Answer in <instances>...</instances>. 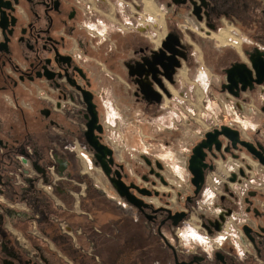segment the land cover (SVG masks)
<instances>
[{"label": "flooded vegetation", "instance_id": "af4514ba", "mask_svg": "<svg viewBox=\"0 0 264 264\" xmlns=\"http://www.w3.org/2000/svg\"><path fill=\"white\" fill-rule=\"evenodd\" d=\"M86 1L92 0H0V264H92L91 257L99 261L93 251L103 217L82 209L76 188L84 152L92 167H99L85 139L88 128L112 151L110 176L119 173L138 202L120 197L101 170L110 198L129 211L120 216L112 208L113 214L122 224L144 229V250L150 253L146 257L139 241H130L117 264L135 259L140 264H264V83L239 91L238 98L221 89L232 63L251 69L249 54L255 49L259 53L254 58L264 69V0H160L167 22L158 44L138 27L141 13L138 22L124 20L129 30L99 37L89 29L93 13ZM96 1L106 2L95 0L94 10ZM96 13L105 14L99 9ZM226 23L238 30L236 46L197 41L187 25L194 24L212 40V33L220 32L217 39L226 33L221 30ZM198 63L215 77L212 91L231 95L238 100L236 108L254 114L250 100L255 101L259 121L248 127L234 120L204 129L192 126L191 133H198L192 139L186 134L191 140H181L176 159L182 184L171 180L177 172L169 171L152 152L121 151L119 159L108 140L109 125L116 126L109 122L107 101L117 119L176 115L181 110L166 102L181 85L179 71ZM176 129L167 128L170 138L160 137L164 144L176 141ZM202 140L199 164L192 166L202 179L195 184L189 165L193 147ZM83 228L93 240L84 255L78 247ZM121 230L111 234L114 246H122ZM134 247L141 250L138 258Z\"/></svg>", "mask_w": 264, "mask_h": 264}, {"label": "rangeland", "instance_id": "374dc122", "mask_svg": "<svg viewBox=\"0 0 264 264\" xmlns=\"http://www.w3.org/2000/svg\"><path fill=\"white\" fill-rule=\"evenodd\" d=\"M94 1L95 0H92L91 2L86 1L89 6L88 10H91L93 13L91 19L93 21V24H89V29H94V32L96 30V33L99 37L107 34L108 31L114 32L117 36L121 34L120 30L124 31V28L129 30L128 25L124 23V20H130L132 23H135L136 20L138 22L139 20L137 17L140 16L139 13L142 14V19L145 15L149 17L155 16V14L158 13L155 16L156 19H154L157 23H159L158 21L160 20L159 14H163L164 12L166 15L167 13L165 5L164 7H161L160 0H142V2L140 0H133L134 2L131 0L130 4L124 2L128 0H106V2L96 1L97 5L95 8V10L99 9L100 12H104L105 14H94L95 10L94 8H92V4ZM137 6L139 7L137 8ZM113 13L115 14L116 18L112 17ZM130 14H132L131 17H129ZM187 25H189L190 27L189 32L196 38V40L204 42V44L209 43L213 45L214 42H218L221 44L227 43L229 42L228 38L231 39L233 37L232 40L234 41H230V44H233L234 46L237 45L235 41L238 42L239 37L233 36L232 33L234 32L232 31H236L237 33L238 30L235 26L230 25L229 23H226L225 27L222 26L221 30L224 29L226 33L221 37V39L216 38V35L220 33L217 32L214 34L212 33V40L206 38L204 36L205 32L200 28L195 27L194 24ZM155 28L154 30H152V34H150L151 36L153 35L152 37L155 39L156 44H158V40L163 36L165 28L164 26H159L158 29ZM188 36L190 37V35ZM206 39H208L209 41H206ZM191 40L193 41V39H190V41ZM197 41H194V45L196 48ZM178 78L181 80V85L179 84L180 86L178 88H175V90L173 91L174 98L170 99L169 103L166 102L168 106L173 107L174 109L179 108L181 110V112H176V115L173 113H163L155 117L150 116L152 117L150 119H147L145 117L140 118L137 115H124L125 117L121 116V118L117 119V114L115 115L114 113V106L110 102L109 98V101H107L106 104L108 107L107 112L109 113V122L111 124L115 123L116 126L112 127L111 125H109L108 140L116 148L117 157L121 159V151L122 154L126 151L132 155H136L137 152L142 151L152 152L163 159L169 171L172 172L173 170L174 172H177H175V176H169L171 180L182 184V173L180 171V168L176 166V159L178 153L181 152L184 145L181 140H185L187 142L190 139L188 136L186 137V134H191L192 137H190L192 139L194 137L193 135L195 134L196 136V134L198 133L197 130L191 133L192 131H190V129H204L216 122L226 120H234V122L237 121L238 124H242L243 127L254 126V124L259 121V118L262 115L257 111V103L255 102H252L251 107L253 109H256V112L254 114H251V112H248L245 107L241 109L236 108V101L238 100L234 99L231 95H218L213 92L211 87L213 83L216 82L214 79L215 77L211 76L209 71L199 63L194 64L192 67H189L188 70L186 69V67L182 68L179 71ZM209 81L211 82L210 86L207 85ZM177 119L178 121H176ZM176 126L178 128L174 132L176 141L174 143L164 144L162 139L170 138L169 134L167 133V128H176ZM161 131L163 132L159 135V132ZM157 136H159V139L157 140L158 142H155L154 138H156ZM161 136L162 139L160 138ZM37 141H39L38 136H36V142ZM49 164L50 162H46L45 167H47ZM89 174H92L93 180H97V184L99 185V188L103 190V192H108L109 194L112 193L109 188V182L99 167L96 169H92ZM153 201L156 202V200ZM120 208V206H116L117 210H120ZM127 212L129 211L127 210ZM145 237V231L140 225L132 223L130 226L123 227L119 234L118 241V243L122 246H114L116 248H113L112 250V261L108 262V264H117L119 258L121 259V255L128 253V250L125 249V245L127 244L128 247L130 241L132 242V244L134 243V245L135 242L138 244L136 240L139 241V249H142L141 253H143L144 255H148L146 257L150 258L149 251L144 250V246L145 244H147ZM123 248L124 250L122 252L121 249ZM140 251L138 250V248H135V252L133 251L132 253H135V256L138 258L137 253H140ZM90 259L92 264H98L93 257H91ZM132 264H140V261H137L135 259Z\"/></svg>", "mask_w": 264, "mask_h": 264}, {"label": "crops", "instance_id": "0c3cea01", "mask_svg": "<svg viewBox=\"0 0 264 264\" xmlns=\"http://www.w3.org/2000/svg\"><path fill=\"white\" fill-rule=\"evenodd\" d=\"M164 15L165 13L160 15L158 24L159 26H164L165 28L167 20L164 18ZM163 35H165V31ZM250 102L254 103L255 101L250 100ZM82 156L83 158L81 171L83 174H79L80 178L76 179V188H78L81 194L79 202L85 212H93V210H95L94 212L96 215L99 214V217H103L101 222L97 225V230L100 229L101 232L98 233L99 237H97V241L95 242L97 244V247L96 250L93 251V254H95L99 258V261L97 262L98 264H108V262H111V250L115 245L111 237L112 232L115 235L117 229H119L120 227L123 228L126 226H130V223H127L126 225L123 223V225L121 222H118L116 218L117 215L113 214V211H118L120 216H127L128 212L125 207H122V205L120 206V210L116 209V206L118 204L115 202V200L110 198L111 195L108 192H103V190L99 188L97 180H93L92 174H89L90 171H86V168H96L92 167V164L85 152L84 154H82ZM121 210L124 212H122ZM45 224H39V226L41 229L47 231L48 227ZM35 240H37V242L39 241L38 239ZM92 242L93 240L90 238L88 230L83 228L82 233L81 235H79L78 239V247L80 249L79 253H81L82 255L88 253L89 249L93 245ZM79 264H85L84 260H81V263Z\"/></svg>", "mask_w": 264, "mask_h": 264}, {"label": "water", "instance_id": "95a60500", "mask_svg": "<svg viewBox=\"0 0 264 264\" xmlns=\"http://www.w3.org/2000/svg\"><path fill=\"white\" fill-rule=\"evenodd\" d=\"M172 3H177V0H171ZM186 0H182V2H185ZM169 39V36H166L165 40L162 42V46H166V42ZM168 48V47H166ZM258 55V50L255 49L253 53L249 54V63L251 66V69H249L245 63H239L235 62L232 63L231 66L226 70V84L222 86V90L224 88L227 89L228 93L233 95L235 98L239 97V91H245L246 89L252 90L255 85H262L264 83V69H261L258 66L257 59L254 58V54ZM253 72V77H251V73ZM233 89H236L233 91ZM85 139L87 144L90 146L92 150L95 151L94 157H95V164L99 165L105 176L110 180L113 187L115 188L116 192L119 194L120 197L125 198L128 202L138 205V202L129 195L127 192L128 186L124 184V182L120 179L119 173H117L116 178L111 177V165L113 164L112 159V151L111 149L103 145L99 142L98 138L93 134V128H88V130L84 133ZM208 134H206V137ZM205 145L204 140H202L200 143H198L195 147L192 149V156L190 159V165L189 167L192 169V166L194 165V162H197L199 164V157H201L200 150L201 147ZM264 162V161H263ZM198 166V165H197ZM36 169L44 174V169L41 168L39 165L35 166ZM193 177L191 181L195 184H197L198 180L202 179V173L201 171L198 172V170L192 169ZM143 192V189L140 190Z\"/></svg>", "mask_w": 264, "mask_h": 264}, {"label": "built area", "instance_id": "2783aa9c", "mask_svg": "<svg viewBox=\"0 0 264 264\" xmlns=\"http://www.w3.org/2000/svg\"><path fill=\"white\" fill-rule=\"evenodd\" d=\"M151 23H153V21H152V19L150 18V17H147L146 15L143 17V19L139 22V24H138V27L139 28H142L143 30H148L150 27H149V24H151ZM152 30L155 28L154 27V24L152 25ZM232 35L233 36H235V37H239V35H238V33H236V32H234V33H232ZM233 38V37H232ZM232 38L231 39H229L228 38V41L230 42V41H234V40H232ZM238 41H239V38H238Z\"/></svg>", "mask_w": 264, "mask_h": 264}, {"label": "bare ground", "instance_id": "6f19581e", "mask_svg": "<svg viewBox=\"0 0 264 264\" xmlns=\"http://www.w3.org/2000/svg\"><path fill=\"white\" fill-rule=\"evenodd\" d=\"M146 9H147V8H146ZM147 10H148V9H147ZM152 10H153V8H152ZM163 13H164V12H163ZM157 14H158V13H156L155 16H156ZM161 14H162V13H161ZM161 14H159V17H160ZM155 16H149V17L152 19L153 23L149 24V27H150V28L147 30V36H148V37H152V36H153V35L151 36V34H152V28H151V27H152L153 24H154V27H156L155 29H158V27H159V24L154 20V19H156ZM154 17H155V18H154ZM155 23L157 24V26H156ZM153 30H154V29H153ZM232 32H236V31H232ZM150 33H151V34H150Z\"/></svg>", "mask_w": 264, "mask_h": 264}]
</instances>
